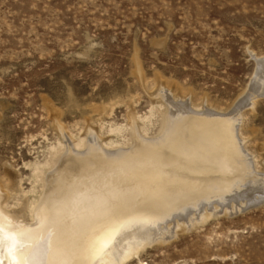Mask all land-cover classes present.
Listing matches in <instances>:
<instances>
[{"label": "rangeland", "instance_id": "1", "mask_svg": "<svg viewBox=\"0 0 264 264\" xmlns=\"http://www.w3.org/2000/svg\"><path fill=\"white\" fill-rule=\"evenodd\" d=\"M255 57L264 58V0H0L3 208L26 205L32 223L46 177L88 135L115 150L132 146L133 132L159 136L162 94L229 111ZM241 122L242 147L263 175L264 96ZM221 212L122 264H264V202Z\"/></svg>", "mask_w": 264, "mask_h": 264}, {"label": "bare ground", "instance_id": "2", "mask_svg": "<svg viewBox=\"0 0 264 264\" xmlns=\"http://www.w3.org/2000/svg\"><path fill=\"white\" fill-rule=\"evenodd\" d=\"M259 59L229 111L197 110L162 94L169 111L159 136L133 132L134 144L115 150L99 149L97 135H88L85 151L46 177L30 224L26 205L5 211L0 187V264H122L181 227L263 203L264 174L238 132L253 91L264 93Z\"/></svg>", "mask_w": 264, "mask_h": 264}, {"label": "water", "instance_id": "3", "mask_svg": "<svg viewBox=\"0 0 264 264\" xmlns=\"http://www.w3.org/2000/svg\"><path fill=\"white\" fill-rule=\"evenodd\" d=\"M260 60V59H259ZM255 61H258V60H255ZM260 62H261V64H262V66H264V59H262V60H260ZM250 86H252V84L250 85ZM249 91H251V89L249 90ZM254 92V97H262V96H264V93H260V92H258V91H253ZM261 204V202H257L255 205H251L249 208H246V209H243L242 211H245V210H247V209H250V208H254V207H257V206H259Z\"/></svg>", "mask_w": 264, "mask_h": 264}]
</instances>
